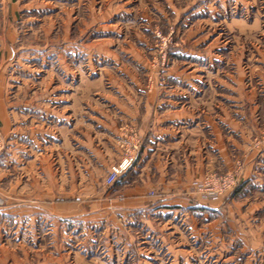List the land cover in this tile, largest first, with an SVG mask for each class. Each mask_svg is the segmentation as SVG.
I'll list each match as a JSON object with an SVG mask.
<instances>
[{
  "label": "rangeland",
  "instance_id": "1",
  "mask_svg": "<svg viewBox=\"0 0 264 264\" xmlns=\"http://www.w3.org/2000/svg\"><path fill=\"white\" fill-rule=\"evenodd\" d=\"M1 1L0 23L4 22L5 26L12 24L14 18L15 24H22L33 18L31 28L24 25L19 30L22 49L31 48L37 54L47 53L44 61L38 57L24 64L36 72L30 82L24 80L34 90L40 87L68 86L74 90L77 87L80 92V86H91L86 78L81 80L80 75H86L83 70L90 73L87 70L88 65L96 58L93 56V49L108 50L119 56L124 68L128 73L134 74L143 87H184L187 79H176L172 74L187 72L189 65H193L190 68H194L200 77L196 81L197 88H212L214 95L209 97L213 98L212 103L215 105L223 103L220 100L221 95L222 98L228 96L230 120L235 119L231 104L244 99L245 106L241 113L247 116L250 123L245 125L234 121L232 127L245 132L244 154L235 157L237 152L228 145L227 152L230 159H233L232 166L223 172L206 171L195 187L197 195L210 198L199 192L207 176L233 179L231 187L215 197L223 196L228 204L234 202L230 213L232 216L236 213L242 214L243 219L232 223L234 229L227 226V231L220 230V237L225 238L233 234V230L237 232L244 229V248H248L247 253L232 254L218 249L221 242H213L206 233L201 239L187 238V241H183L186 249L191 250L192 247V256H181L182 259L178 260V257L172 255L173 251L166 249H174L172 246L175 242L172 237L164 235V241L156 239L153 234L148 233L151 229L147 224L141 223L139 218L135 217L136 220L134 218L130 221L125 213H115L110 208V199L114 196V184L122 175L108 185L106 178L109 172L86 176L80 174V163L89 171L93 169L94 163L89 166L88 160L82 159L83 155L79 153L83 145L80 143V130L85 133L89 130L74 125L77 112L71 108L68 111L69 131L65 129V133L63 131L61 135L59 122L55 120L53 126L47 128V135L52 132V137L50 134L45 137L43 126L36 127L35 129L43 133L38 131L35 144H28L27 139L24 140L21 147L25 151L18 160L19 169L9 170L5 176L0 174V264H172L174 258L176 264H264V192L237 196L242 174L249 166L248 163L252 160L256 163L264 162V157H258L264 151V0H255V3L252 0H241L243 5L239 6L236 0H222L225 9L223 13L214 15L213 21L218 25L214 24L213 29L208 30V26L205 28L204 23H199L193 30L185 29L181 32L176 31L178 23L174 22L176 18L169 12L170 7L164 0H79V3L77 0H32V6L47 4L50 10H47L45 17L39 16L43 15L40 12L42 7L22 14V10H13L10 4L2 7ZM168 1L171 5L174 2L177 7L184 8L190 2L200 3L203 0ZM211 2L213 12L219 11V2ZM203 12L201 18L207 17ZM232 19H242L246 26L257 20V26L245 32L234 28L237 25L232 29H225L223 21ZM134 34L148 45L145 47L137 44L132 39ZM8 35L6 27L4 36L0 30V38L12 37ZM124 35L129 36V41L122 40ZM195 35H204L200 40L207 39L210 35L209 38L215 37V41L207 45L210 41L208 38L201 43H190L188 38ZM64 42H69V51L68 56L66 54L67 60L61 63L59 57L64 55ZM128 44L129 47H126ZM124 51L132 52L138 60L142 59L145 67L141 65L136 68L123 55ZM187 54L197 60L181 59V55ZM5 59L8 60L7 56ZM63 59L65 60L64 57ZM19 66V63L9 60L0 66V70L5 69L6 72L0 78V86L4 84L7 92H11L6 96L11 103L18 85L19 78L16 73H19ZM98 67L106 68L103 72L108 78L95 82L90 99L88 97L84 102L90 103L93 99L100 102L101 88L121 83L120 75L112 63H97ZM124 82V85H129L125 80ZM93 90L98 95L92 94ZM35 96L44 97L43 94ZM80 97V93L73 97L70 95L69 104L77 101L80 103ZM199 101L197 100V114L214 120L218 112L206 111ZM78 114L80 115V105ZM130 128V125L124 124L120 129V140L115 139L114 146L120 151L121 157L135 143L132 141ZM217 130H224L223 135L231 137V131L221 127ZM233 138L232 143L239 145V140L235 142L236 138ZM77 139L79 142L75 141ZM198 139L202 138L198 135ZM0 140L1 154L6 142L2 135ZM29 145L30 158L27 156ZM94 145L99 150L106 146L98 143ZM122 182L123 180L120 181ZM95 183L99 184L98 191L93 189L92 185ZM97 192L101 196L94 207ZM149 196H155L154 192H150ZM98 209L103 213L98 214ZM252 214L258 216L257 224L249 223ZM200 225L201 222L198 221L197 226ZM222 225L220 224L221 228ZM156 228L162 233L166 232L162 224L154 223V232L158 230ZM256 248L258 250L255 251ZM159 249L162 250L158 252Z\"/></svg>",
  "mask_w": 264,
  "mask_h": 264
},
{
  "label": "crops",
  "instance_id": "2",
  "mask_svg": "<svg viewBox=\"0 0 264 264\" xmlns=\"http://www.w3.org/2000/svg\"><path fill=\"white\" fill-rule=\"evenodd\" d=\"M211 1L203 0L200 3L193 1L188 3V6L179 8L174 2L171 5L168 0H164L165 4L170 7L169 12L171 11L176 18L174 22L178 23L176 31L179 32L185 29L187 31L193 30L199 23H204L205 28L208 26V30L213 29L212 26L214 24L218 25V23L213 21L214 15L223 13L225 5L222 4V0H215L219 2L220 9L217 12H213ZM252 1L255 3V0ZM47 2L51 3L50 1ZM77 2L79 3V0ZM1 3L2 7L10 4L13 10H22V14L30 13L34 9L35 11L39 10L38 8L42 7L40 12L43 15H39L40 17H45L47 10H50L47 4L32 6V0H7V2L2 0ZM236 3H238V6L240 4L243 5L241 0H236ZM43 10L45 11L43 12ZM202 12L207 17L203 16L204 18H201ZM15 21L14 18L12 24H7V26H5L4 22L0 23V30H2L3 36L5 27L9 34L8 36H12L6 39L3 36L0 38V66L8 60L17 62L20 65V74L16 73L19 80L18 85L15 87V94L13 92L15 95L13 103L10 102V98L6 97L11 92H7L4 84L0 86V135L6 142V147L0 154V174L5 176L9 170L15 171L19 169L17 167L19 164L18 160L25 151L24 147L21 146L26 139L28 144H35L36 134L39 131L35 129L36 127L43 126L45 128V137L49 134L52 137V132L47 135V128L52 127L55 120L57 123L59 122V133L61 135L63 131L65 133V129L66 131L68 130L67 127L70 121L68 111L71 108L77 112L74 125H80V128L86 127L89 130L87 133L80 130V143L85 145L81 146L82 150L79 153L83 155L82 159L88 160L89 166L92 163L95 165L89 171L85 170V165L80 163V174L86 176L108 173L123 159V155L121 157L120 151L116 149L114 144L115 139L120 140L121 138V127L124 124H128L131 126L132 141L134 140L133 142L139 144V148L135 153L134 161L124 171L121 179L114 184L112 190L114 191V196L110 199V208L114 209L115 213H125L129 216L130 221L135 217L139 218L141 223L147 224V227L151 229L148 233L153 234L156 239L164 241V235L172 237L175 242V245L172 246L174 249L172 250L170 247L166 249H170V252L173 251L172 255L178 257V260L181 256H192V247L190 248L191 250L186 249V244L183 241H187V238L192 240L201 239L202 235L206 233L209 234L213 242H221V247L219 244L218 249H223L228 253L232 252V254L247 253L249 251L247 250L248 248H244L246 242L244 229L237 227L239 229L237 232L233 230V234L225 238L223 236L220 237V230L227 231V226L234 229L232 223H237L239 219H243L242 214L236 213V216H232L230 213L234 202L228 204V200L225 201L223 196L204 198L195 193V187L202 180L206 171L216 170L223 172L232 166L233 159H230L227 152L228 145L237 152L235 157L244 154L245 137L243 133L245 132L232 128L234 121L237 124L246 125L250 123L247 116L241 113L245 106L244 99L231 104L233 107L231 109L233 111L232 115L235 119L230 120L228 115L230 107L229 97L225 95L222 98L221 95L220 100L223 103L213 104V98L209 97L214 95L213 89L209 87L197 88L196 81L200 77L197 75V71H194V68H190L193 65H189L187 72L172 74L173 78L187 79L184 87H143L134 74H131V72L129 74L124 68L119 56L108 50L98 51L95 49L92 51L93 56L96 57L95 61L91 62L87 69L90 73L83 70L86 75L84 77L80 75L81 80L86 78L85 80H88L91 86H80V92L78 91L79 88L76 87L74 90L73 88H68V86L58 88L40 87L34 90L33 87H28L24 80L30 82V78L32 79L36 72L27 68L24 64L38 57H40L41 61H44V58L47 59L45 55L47 53L37 54V51L31 48L28 50L22 49L19 30L23 29L24 25L31 28L30 24L33 23V18L22 22V24H15ZM256 21L246 26L242 19H232L231 21H223L225 23L223 27L232 29L237 25L234 28L245 32L248 29H254L257 26ZM204 35L189 37L188 41L193 44L201 43L208 40L210 36H207V39L200 40V37L202 38ZM125 37L128 39H125ZM132 39L140 46L146 47L148 45L136 34L133 35ZM122 40L129 41V36L124 35ZM213 41H215V37L210 39L207 45L212 44ZM126 47H129V44ZM68 51L69 42H64V48L62 49L64 55L59 57L61 63L67 60ZM123 55L127 56L128 58L126 59L131 60L136 68L141 65L145 67L146 65L142 59L138 60L135 58L136 55L133 56L132 52L124 51ZM5 56H7L8 60L5 59ZM181 59H187L188 61L197 60L191 54L181 55ZM103 62L113 64L120 75L121 83L101 88L99 90V94L102 97L100 102L96 101V99H93L90 103L88 101L84 102L83 100L87 99L91 94L92 87H94L93 84L99 82L102 78H108L107 74L103 72L106 69L105 67L97 68V63ZM5 73V69L2 70L1 68L0 78ZM12 74L16 77L15 73ZM168 76L171 77V74H168ZM124 80L129 85H124ZM8 90L10 91L11 89ZM93 91L92 94L98 95L96 90ZM77 93H80V98H82L80 103L77 101L69 104V96L73 97ZM37 94H43L44 97H36L35 95ZM197 100H200L201 106L206 111L215 110L218 112L217 117L211 121L209 117L197 114ZM79 105L80 115L78 114ZM218 127L225 128L228 132L231 131V137L224 136V130L218 131ZM198 135L202 139H198ZM233 137L236 138L235 142L239 140L237 142L239 145L232 143L231 139H234ZM75 141L79 142V139ZM95 143L106 144V146L102 148L103 150H99L95 148ZM28 150L27 156L30 158V145ZM258 157H264V151ZM28 162H30V159ZM11 165L12 167L10 168ZM248 165L242 174L241 187L237 191V196L239 197L260 191L264 192V162L256 163L252 160ZM121 180H123L122 183H120ZM77 184H80V182ZM98 185V183L93 184V189L97 190ZM150 192H154L155 196L150 197ZM100 194L97 192L96 197H94L97 200L94 207L100 201ZM99 210H96L98 214H102L103 212ZM198 221L201 222L200 226H197ZM258 222L257 215L252 214L249 217L250 224H257ZM154 223L164 225L166 232L162 233L158 228L154 232ZM220 224H223L222 228ZM161 250L159 249L158 252ZM256 250L258 249L256 248ZM260 251H262V248ZM175 260L176 258H174ZM174 261L172 264H176Z\"/></svg>",
  "mask_w": 264,
  "mask_h": 264
},
{
  "label": "built area",
  "instance_id": "3",
  "mask_svg": "<svg viewBox=\"0 0 264 264\" xmlns=\"http://www.w3.org/2000/svg\"><path fill=\"white\" fill-rule=\"evenodd\" d=\"M2 142L0 140V149ZM139 146L137 143L131 146L124 155L122 161L109 172L106 183L108 185L114 183L120 175L131 165L135 159V153L137 152ZM233 179L231 177H217V176H207L203 183L201 184V189L199 192L205 197H215L220 195L222 192L226 191L231 187Z\"/></svg>",
  "mask_w": 264,
  "mask_h": 264
}]
</instances>
